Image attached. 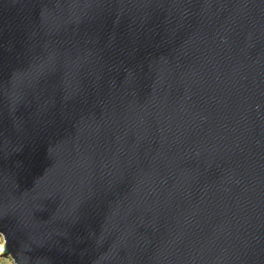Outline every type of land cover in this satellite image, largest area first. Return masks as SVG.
<instances>
[{
  "label": "water",
  "instance_id": "obj_1",
  "mask_svg": "<svg viewBox=\"0 0 264 264\" xmlns=\"http://www.w3.org/2000/svg\"><path fill=\"white\" fill-rule=\"evenodd\" d=\"M0 234L14 264H264V0H0Z\"/></svg>",
  "mask_w": 264,
  "mask_h": 264
},
{
  "label": "rangeland",
  "instance_id": "obj_2",
  "mask_svg": "<svg viewBox=\"0 0 264 264\" xmlns=\"http://www.w3.org/2000/svg\"><path fill=\"white\" fill-rule=\"evenodd\" d=\"M4 244V238L0 234V247H2V249H0V264H14L11 257L4 255Z\"/></svg>",
  "mask_w": 264,
  "mask_h": 264
},
{
  "label": "bare ground",
  "instance_id": "obj_3",
  "mask_svg": "<svg viewBox=\"0 0 264 264\" xmlns=\"http://www.w3.org/2000/svg\"><path fill=\"white\" fill-rule=\"evenodd\" d=\"M0 249H2V247H0Z\"/></svg>",
  "mask_w": 264,
  "mask_h": 264
}]
</instances>
